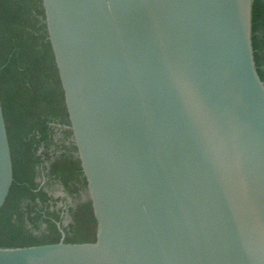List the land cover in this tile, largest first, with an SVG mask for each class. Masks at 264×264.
Masks as SVG:
<instances>
[{
	"label": "water",
	"instance_id": "1",
	"mask_svg": "<svg viewBox=\"0 0 264 264\" xmlns=\"http://www.w3.org/2000/svg\"><path fill=\"white\" fill-rule=\"evenodd\" d=\"M42 2L97 239L0 264H264L255 0ZM13 183L0 93V212Z\"/></svg>",
	"mask_w": 264,
	"mask_h": 264
},
{
	"label": "trees",
	"instance_id": "2",
	"mask_svg": "<svg viewBox=\"0 0 264 264\" xmlns=\"http://www.w3.org/2000/svg\"><path fill=\"white\" fill-rule=\"evenodd\" d=\"M252 42L264 82V0L254 2ZM0 93L14 173L0 212V247L96 242L91 201L81 204L65 227L58 211L50 210L51 197L38 181L40 170L46 169V178L70 195L87 193L42 0H0ZM58 126L60 140L55 139Z\"/></svg>",
	"mask_w": 264,
	"mask_h": 264
},
{
	"label": "flooded vegetation",
	"instance_id": "3",
	"mask_svg": "<svg viewBox=\"0 0 264 264\" xmlns=\"http://www.w3.org/2000/svg\"><path fill=\"white\" fill-rule=\"evenodd\" d=\"M42 184V186H44V184L42 182H40ZM50 183H57L62 187V185L53 180V181H49L48 180V184ZM64 190V189H63ZM49 193V196L51 197V201H49V205H50V210H56L58 211L59 215L61 216V219L63 221V225L65 227H67L69 224L72 223V216H73V212L75 210H77V208L85 203L86 201H88V192H79L78 195L76 196H72L69 193L65 192L66 195L65 196H60V197H56L54 194L50 193L48 190H46ZM58 200V201H56ZM69 220V224L66 225L65 221Z\"/></svg>",
	"mask_w": 264,
	"mask_h": 264
},
{
	"label": "rangeland",
	"instance_id": "4",
	"mask_svg": "<svg viewBox=\"0 0 264 264\" xmlns=\"http://www.w3.org/2000/svg\"><path fill=\"white\" fill-rule=\"evenodd\" d=\"M56 135H55V139L60 140L63 138L62 135V128H60V126H58L56 128ZM55 150L54 148L51 149V154L54 153ZM46 174H47V170L46 169H41L40 173H39V178L38 181L42 182L44 184V187L46 188V190H48L50 193L54 194L56 197H60V196H65L66 193L63 190V188H61V186L57 183H50L48 184V179L46 178ZM66 225L69 224V220L65 221Z\"/></svg>",
	"mask_w": 264,
	"mask_h": 264
}]
</instances>
